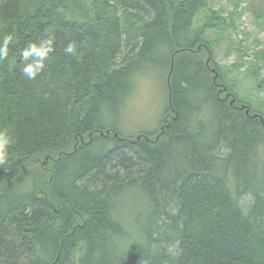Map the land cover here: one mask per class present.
Returning <instances> with one entry per match:
<instances>
[{
    "label": "trees",
    "instance_id": "1",
    "mask_svg": "<svg viewBox=\"0 0 264 264\" xmlns=\"http://www.w3.org/2000/svg\"><path fill=\"white\" fill-rule=\"evenodd\" d=\"M232 30L208 0H0V264H264V101L213 58ZM49 38L27 79L22 50ZM150 65L163 121L124 138L103 118ZM259 67L239 74L264 94Z\"/></svg>",
    "mask_w": 264,
    "mask_h": 264
},
{
    "label": "rangeland",
    "instance_id": "2",
    "mask_svg": "<svg viewBox=\"0 0 264 264\" xmlns=\"http://www.w3.org/2000/svg\"><path fill=\"white\" fill-rule=\"evenodd\" d=\"M208 3L212 8L218 9L222 16H226L227 22L233 28L217 43L213 58L228 78L237 80V91L242 93L247 91L254 99L264 101V94L256 93L251 79L239 74L245 70L247 63H254L257 60L261 77H264L263 64L259 58L254 57L264 49V0H208ZM199 19L201 18L195 20L194 26L201 24ZM122 39L125 41V36H122ZM163 53L164 50L159 51L158 56H162ZM206 58L205 56L204 59ZM240 63L244 66L236 70ZM250 76L254 77V74ZM166 90L165 68L161 65L148 66L146 70L133 76L128 97L121 107L119 106L116 114L110 112L105 114L103 123L107 128H114L124 138L156 133L166 111ZM32 168L40 169L43 177L48 178L47 165L43 159L35 162ZM45 179L42 183L35 181L38 189L41 190L47 183ZM27 185L25 187H28Z\"/></svg>",
    "mask_w": 264,
    "mask_h": 264
},
{
    "label": "clouds",
    "instance_id": "3",
    "mask_svg": "<svg viewBox=\"0 0 264 264\" xmlns=\"http://www.w3.org/2000/svg\"><path fill=\"white\" fill-rule=\"evenodd\" d=\"M14 36L6 34L0 36V61H3L9 56V45L13 42ZM54 39L49 38L42 40L39 44L32 43L24 48L21 52V59L24 63L21 69L23 75L29 80H35L37 76L45 69V61L53 52ZM64 52L69 55H76V46L74 43H69ZM31 61V62H28ZM12 143L11 136L6 130H0V164H4L8 159V149Z\"/></svg>",
    "mask_w": 264,
    "mask_h": 264
}]
</instances>
